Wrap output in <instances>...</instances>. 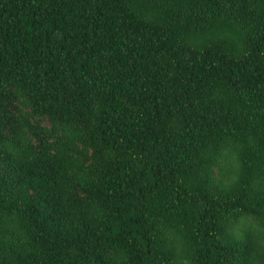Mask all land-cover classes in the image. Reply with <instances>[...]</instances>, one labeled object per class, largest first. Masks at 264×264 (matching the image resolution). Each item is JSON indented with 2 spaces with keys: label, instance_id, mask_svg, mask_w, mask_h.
Returning a JSON list of instances; mask_svg holds the SVG:
<instances>
[{
  "label": "trees",
  "instance_id": "1",
  "mask_svg": "<svg viewBox=\"0 0 264 264\" xmlns=\"http://www.w3.org/2000/svg\"><path fill=\"white\" fill-rule=\"evenodd\" d=\"M0 264H264V0H0Z\"/></svg>",
  "mask_w": 264,
  "mask_h": 264
}]
</instances>
